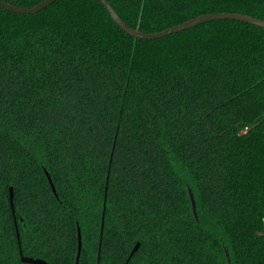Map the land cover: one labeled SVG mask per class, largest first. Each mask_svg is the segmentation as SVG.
I'll return each instance as SVG.
<instances>
[{
	"label": "trees",
	"instance_id": "trees-1",
	"mask_svg": "<svg viewBox=\"0 0 264 264\" xmlns=\"http://www.w3.org/2000/svg\"><path fill=\"white\" fill-rule=\"evenodd\" d=\"M107 1L148 34L264 21V0ZM137 243L128 264H264V29L137 40L98 0L0 8V264H125Z\"/></svg>",
	"mask_w": 264,
	"mask_h": 264
},
{
	"label": "water",
	"instance_id": "water-1",
	"mask_svg": "<svg viewBox=\"0 0 264 264\" xmlns=\"http://www.w3.org/2000/svg\"><path fill=\"white\" fill-rule=\"evenodd\" d=\"M58 0H44L43 2L39 3L38 5L32 7V8H19V7H15L13 5H9L6 4L2 1H0V8L5 9L6 11H9L11 13L14 14H19V15H34L37 14L39 12H41L42 10L46 9L47 7H49L50 5H52L53 3H55ZM103 7L110 13L112 19L114 20V22L125 32L127 33L129 36L137 39V40H157V39H162L165 37H168L170 35L173 34H177L179 32L185 31L187 29H190L192 27L207 23V22H212V21H216V20H236V21H241V22H245L254 26H257L259 28L264 29V21L255 19L253 17H249V16H245V15H241V14H236V13H215V14H208V15H203L200 16L198 18H194L190 21H187L183 24H180L178 26L169 28L167 30H164L162 32H158V33H142L140 32L138 29H132L130 28L122 19L121 17L117 14V12L114 10V8L111 6V4L107 1V0H98ZM258 124L253 125L252 127H247L244 128L241 132H240V136H244L247 133H249L250 131H252L254 128H256ZM50 180V184L52 186L53 191L55 192V188L54 185L49 177ZM13 199H14V192L12 189H10V201H11V206L13 207ZM192 203H193V209H195V204H194V200L192 198ZM15 214V213H14ZM262 235V234H260ZM18 238H19V234H18ZM140 247V243H137L136 246L134 247V249L131 251L129 258L127 259L125 264H128L130 259L132 258V256L138 251ZM81 251H82V238H81V233L79 231V236H78V256H77V263L79 262L80 259V255H81ZM21 260L24 263L27 264H49L46 261L42 260V259H33L30 257H25V256H21Z\"/></svg>",
	"mask_w": 264,
	"mask_h": 264
}]
</instances>
